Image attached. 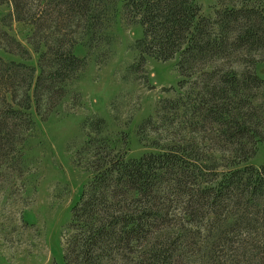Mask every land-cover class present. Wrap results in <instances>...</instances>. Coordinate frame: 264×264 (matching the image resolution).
Listing matches in <instances>:
<instances>
[{"label":"trees","instance_id":"trees-1","mask_svg":"<svg viewBox=\"0 0 264 264\" xmlns=\"http://www.w3.org/2000/svg\"><path fill=\"white\" fill-rule=\"evenodd\" d=\"M4 3L11 20L31 26L27 39L39 60L0 55L3 138L32 129L36 117L47 120L90 56L111 44L121 11L143 29L129 70L148 82L147 57L179 58L176 96L161 99L139 128L160 151L129 158L127 134L103 135L104 117L84 122L88 138L76 158L90 177L65 227V264H172L178 241L202 231L233 256L212 255V264H264V164H247L264 142V77L254 68L264 62V0H217L215 16L197 0H123L121 9L119 0ZM0 31L7 41L0 47L31 57ZM78 45L89 54H76ZM105 55L98 53L101 63ZM247 57L237 69L236 59ZM167 232L173 235L160 242Z\"/></svg>","mask_w":264,"mask_h":264},{"label":"rangeland","instance_id":"rangeland-1","mask_svg":"<svg viewBox=\"0 0 264 264\" xmlns=\"http://www.w3.org/2000/svg\"><path fill=\"white\" fill-rule=\"evenodd\" d=\"M197 2L205 15L215 16L217 0ZM122 5L123 0H119L120 9ZM11 9L8 3L0 4V28L20 40L31 51V57L25 60L7 47H0V55L7 61L37 65L39 54L27 39L31 26L11 20ZM109 33L111 44L90 56L87 69L47 120L36 117L32 129H18L11 139L0 133V264H65V227L90 177L76 158L88 138L83 126L87 118L104 117L105 136L118 138L121 133L127 134L129 158L160 151L153 144L154 135L144 136L139 128L155 114L161 99L176 96L171 88H177L181 79L179 58L160 61L147 57L146 82L143 73L129 70L138 60L135 42L143 34L142 27L130 25L121 11ZM5 42L0 31V44ZM75 52L85 56L89 49L78 45ZM100 52L106 54L107 61L98 60ZM248 60L237 58V69L246 68ZM254 68L264 77V62H257ZM247 164H264V142ZM167 233L166 237L158 235V240L165 241L173 235ZM213 238L207 231L184 237L178 241L179 262L172 264H212V255L232 261L231 252L215 244Z\"/></svg>","mask_w":264,"mask_h":264}]
</instances>
